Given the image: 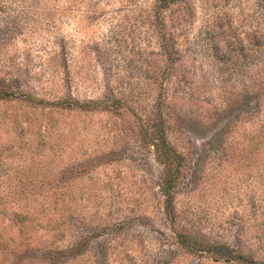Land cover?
<instances>
[{"label": "rangeland", "instance_id": "rangeland-1", "mask_svg": "<svg viewBox=\"0 0 264 264\" xmlns=\"http://www.w3.org/2000/svg\"><path fill=\"white\" fill-rule=\"evenodd\" d=\"M0 89V264L264 262V0H0Z\"/></svg>", "mask_w": 264, "mask_h": 264}, {"label": "trees", "instance_id": "trees-1", "mask_svg": "<svg viewBox=\"0 0 264 264\" xmlns=\"http://www.w3.org/2000/svg\"><path fill=\"white\" fill-rule=\"evenodd\" d=\"M2 90L5 89H0V96H3L5 94V92H2ZM9 92L10 91H7L6 93L11 94V92ZM158 131L159 130H157V132ZM153 132L154 129H152V131L149 132L148 135L145 133L146 135L144 136H147L148 142H152L151 144L154 146L155 159L163 164L164 176L160 185V190L165 195V210L169 212V209L166 208V205H168V203L170 202V189L175 185L181 173L184 171L183 169L185 167V160L184 157L179 152H177L167 141L163 129H161L160 136H158L159 133L157 134V139H154V137H152L155 136V133ZM178 238L179 242L183 246H188V244L190 243L188 237L184 234H180ZM198 250H213V247L204 249L201 246ZM214 250L217 254L216 256H222L225 260L237 259L249 264L258 263L250 257L234 254L233 250L225 245H216L214 247ZM260 264H264V262Z\"/></svg>", "mask_w": 264, "mask_h": 264}]
</instances>
